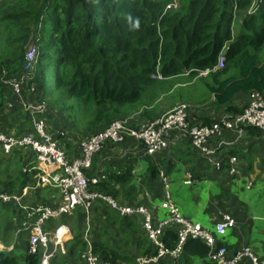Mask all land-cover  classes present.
Wrapping results in <instances>:
<instances>
[{"label": "trees", "instance_id": "obj_1", "mask_svg": "<svg viewBox=\"0 0 264 264\" xmlns=\"http://www.w3.org/2000/svg\"><path fill=\"white\" fill-rule=\"evenodd\" d=\"M170 1L0 0V21L3 20V62H0V76H5L3 83L5 78L23 72L25 46L31 38H39L37 92L34 98L45 100L49 109L54 107L50 99L56 103L64 102L67 98L78 101L83 112V117L79 118L84 121L83 125L81 120L77 130L79 133L88 128L93 135L103 131L115 119L138 116L141 110L138 114L133 111L139 105L145 101L146 106L153 107L160 85L180 75L208 78L206 86L230 116L243 112L248 105L239 108L233 103L241 92L261 91L264 94V59L261 57L264 50V0H177V7L165 11ZM221 52L225 54L224 66L213 70ZM49 55L55 59L54 79L51 82L47 81L45 72L46 64L49 65ZM206 69L211 70L205 76L200 75ZM157 73L162 78L154 77ZM1 84L0 82V110L11 97L9 89L4 84L2 88ZM23 87L22 93L27 96L31 86ZM16 102L17 100L14 101L15 107ZM75 106L77 105L73 104L65 108L68 117L65 115L66 119H62L65 121L61 125L64 129H68L70 125L74 127L73 123L78 118L72 116ZM124 108L126 111H123ZM7 115L5 111V124ZM58 121L53 123L54 127L60 126ZM194 121L197 120L192 122L195 123ZM216 121L223 125L221 119ZM68 122H71L70 125ZM133 123L135 119L129 124ZM214 123L215 121L207 120L202 124L212 126ZM243 128L247 130L246 133L232 147L247 134L260 135L262 139L263 132L259 127ZM27 130L22 123L16 134H26ZM212 138L213 136L209 137L208 141L211 142ZM186 141L193 146L191 138H186ZM136 144L144 149L142 144ZM105 145L106 143L104 148ZM66 148L68 150L70 146L67 145ZM193 148L201 154L194 146ZM64 152L67 153L66 150ZM201 156L204 157L202 154ZM36 160L32 147H14L7 158H3V153L0 152V180L3 175V184H0L3 188L14 192L10 194L19 196L21 187L36 172L29 171ZM228 163L225 161V167H228ZM11 164L19 168L10 173ZM166 165L168 169L172 163L168 161ZM236 170L238 173L233 175L240 173L238 168ZM98 175L101 176H98L100 179L97 183L89 180L88 191L110 196L120 205L144 206L147 195L143 190H135L138 186L137 174L132 168L107 169ZM166 176L165 169L160 170L153 162L150 164V180H158L164 187L168 186ZM237 183L245 188L244 183ZM10 212L14 218L23 214L24 210L13 201L7 204L0 202V221L3 219L0 222V240L6 247L13 240L11 235H16L14 229L10 231V225L14 224L15 219H10L7 224L5 221ZM71 213L63 215L70 224L73 240L67 243V253L56 252L50 264H84L78 258L85 248L81 238L84 236L87 216L91 223L88 227L94 237V250L102 260L112 264H135L140 255L159 254V249L144 226L142 214L123 216L105 199L92 201L88 212L80 205ZM224 214L233 218L229 212L222 213L214 228H206L197 223L215 236L217 246L227 247L228 254L226 253L225 258L230 260L245 247L236 249L231 255L229 247L220 240L219 237L238 227L236 223L224 235L218 234L216 225ZM33 220L29 218L23 224ZM234 220L236 222L235 218ZM180 234L174 222L164 227L160 235L164 248L169 252L175 250ZM25 248L27 252L22 256L17 249L0 251V264H39L42 254L30 253L29 242ZM209 252L210 247L205 240L189 237L178 258L167 253L156 264H165L167 259V264H198V260L208 256ZM258 257L256 256L260 261L264 258ZM246 260L243 257L238 264ZM249 262L248 260L247 264Z\"/></svg>", "mask_w": 264, "mask_h": 264}, {"label": "crops", "instance_id": "obj_2", "mask_svg": "<svg viewBox=\"0 0 264 264\" xmlns=\"http://www.w3.org/2000/svg\"><path fill=\"white\" fill-rule=\"evenodd\" d=\"M33 40L37 41L39 45V39L33 38ZM26 47L27 45L25 48ZM37 64L33 78L22 82L19 92H16L7 80L15 77L21 80V76L25 74V56L24 70L20 75L5 78L4 83L3 77L5 76H0L2 88L4 84L11 93L10 101L8 100L5 102L0 110V130L8 137L22 138L27 135L38 137L36 124L41 119L45 122L47 132L55 141L58 142L62 149L67 151V160L69 162L83 158L84 153L82 151L81 142L85 140L87 136H84L79 132H77V134L74 133V130L79 127L69 126L68 129H64L62 126L54 127L53 123L49 120L51 113L48 114L49 110L46 101L34 98L37 92ZM183 77L190 78L188 75H180L170 78L165 83L161 84L159 91L156 94L157 100H155V102L159 101L163 96H166L168 91L173 92L176 87L184 84L182 83ZM24 85L31 86L29 89V93L31 95L28 92L27 96L22 93ZM252 93L253 92H241L234 99L233 103L239 108L249 105L252 101ZM208 96H211V101L207 105L200 106L194 102L179 101L176 103L171 102L169 105H166L160 110H156L155 107L146 106L144 101V103L136 108V111H133V113L138 114V111L141 110V113H139L138 116L129 115L128 117L135 119V123H133V125H141L162 115L167 110L180 103H186L191 110L190 118L192 120H197L203 123L207 120L216 122V120L222 118L228 119L226 116L230 115L229 112L226 111L225 107L220 105L215 100L214 95L208 94ZM15 100H17L16 107L14 104ZM28 104H43L44 110L37 111L34 109H28ZM10 110H17L18 116L20 111L22 112L25 127L28 129L26 134H16V132H19L20 125H15L16 128L9 127V122L13 119ZM5 111L8 114L6 118L7 124L3 121V113ZM73 124L75 125V123ZM244 130V132L239 134L235 128L226 126L223 128V131L220 132L221 134L211 141V146H214L219 140L231 142V144L218 150V152L213 156L215 160L221 161L219 167H216L215 162L211 161L206 156H201L202 153L200 151L199 152L201 154L197 153L193 148L194 145L192 146L189 144L188 141H186V138L179 137V132H174L173 141H171L169 146L155 155H148L142 147L138 146L136 142L131 139H126L125 141L119 143L108 141L109 143L106 142V147H103L104 149L102 148V151L99 150L100 152L98 151V153H93L91 164L85 173L86 176L88 175L92 178L101 176L98 174L103 173L107 169L116 170L117 168H132L133 172L137 174L138 186L135 190L145 191L147 196L144 198L143 204L151 214L152 220L155 224H158L171 216H175L172 209L169 206H165V203L170 200H172L174 205L177 207L181 217L186 220L199 222L206 228H214L215 223L220 219L222 213L229 212L233 215V218L237 219L236 223L238 222V227L232 229L228 234L219 238L222 243L229 247L231 255L238 248L242 249L244 247H250L255 257H258V255L260 257H264V200H261V202L258 201L257 203V199H255L256 194L254 196L250 194V191L254 188L257 181L264 179V137L261 139L260 135L249 136L247 134L242 140L235 144L234 147H232V144L246 133L247 130ZM61 132H64L63 135ZM67 145L70 146L68 150L66 148ZM14 147L30 146L16 145ZM12 149L9 152L0 149V152L3 153V158H7V156L12 152ZM231 151L237 152L232 153ZM231 156L236 157V166L234 162L228 163L229 157ZM168 161L172 163V166L170 167L171 169H166V163ZM225 161L228 163V167H225ZM152 162L154 166H158L160 170L165 169L167 173V178L165 177V180L168 181V186L165 185L163 187L158 180L155 182L149 179V168ZM236 168L240 170V173L233 175L238 173ZM47 169L48 166L39 163L38 160H36L35 165L29 169L30 172L33 170L36 172L32 173L29 182L23 188L21 187L22 192L19 193V196H21L20 199L13 201L19 208H23L24 210L23 214L14 216L13 219H15V222L10 225V231L14 229L16 235H14V233L12 235L11 233L9 234L7 239L11 235L13 240L9 241L10 245L8 247H6L3 241L0 240V251L4 249L13 251L18 248L20 256H22L25 251L27 252L25 245H27L28 242L30 243V232L29 230L24 229L26 225H24L23 222L28 221V215L24 207L45 205L56 208L63 204V197L58 188L49 184H41L40 182V177L45 175ZM162 173L163 172H161V174ZM189 174L191 175L190 178ZM2 181L3 175L0 180L1 184H3ZM174 181H176L178 185L175 192H172L170 186L171 183H174ZM236 181L242 185L244 183L245 188H241L240 184ZM248 181L249 184L247 185ZM1 184L0 191L4 193H14L9 192L6 188H3V185ZM251 184L253 185L252 187ZM239 189L241 190L239 191ZM241 192H243L246 196H241ZM261 192L263 196L264 192ZM40 196H46L48 200H41ZM82 207L85 206L82 205ZM89 207H85L87 212ZM193 208H197L200 211V214L193 210ZM258 220H261L260 223H258ZM7 221H9V219ZM86 223L87 225L84 236L81 238L85 248L78 258L79 261L84 264L87 263L83 260L82 255L89 248L95 252L93 247L94 237L88 227L91 226L88 216ZM68 224L69 223L65 221L64 215L61 214L57 217L47 219L45 221V228L53 233L55 228L58 226L66 225L70 227V224ZM174 224L180 231L181 224L175 221ZM22 234L23 237H17V235ZM71 240H73V233L70 227V237L65 242L64 251L58 250L57 252L66 254L68 249L67 243ZM15 244L20 245V247L15 248ZM51 245L53 246V243H51ZM95 253L99 256L97 252ZM140 256L137 257L135 264H138V258ZM99 258L102 262H109L102 260L100 256ZM173 258L178 257L173 256ZM246 259L247 260L242 264H247L248 260L250 261V256H247ZM262 259L263 260L261 261H264V258ZM167 262L168 259L166 260V263ZM198 264H217V262L213 261L208 255L200 258L198 260Z\"/></svg>", "mask_w": 264, "mask_h": 264}, {"label": "built area", "instance_id": "obj_3", "mask_svg": "<svg viewBox=\"0 0 264 264\" xmlns=\"http://www.w3.org/2000/svg\"><path fill=\"white\" fill-rule=\"evenodd\" d=\"M175 7H177V0H171L166 5L165 11L174 9ZM39 53L37 41L31 39L26 47L25 74L21 76L22 81L17 77L7 80L16 92L20 91L22 82L33 78ZM224 61L225 54L221 52L218 63L213 70L222 68ZM210 70H203L200 72V75L205 76ZM154 77L162 78V75L157 73L154 74ZM27 108L43 111L44 105L28 104ZM190 111L186 103H180L162 115L141 125H130L131 117L115 119L103 131L93 134L91 138L81 142L84 157L76 159L73 162L67 160L64 150L47 132L45 122L41 119L36 124L38 137L30 135L22 138L8 137L0 130V149L9 152L16 145L32 147L37 155L38 162L48 166L45 175L40 177L41 184H49L58 188L63 197V204L56 208L45 205L24 207L27 210L28 219H34L31 223H25V229L30 232V253L42 254L40 264H50L51 258L58 250L64 251L65 242L70 237V227L66 225L58 226L52 233L45 228V221L63 213H71L80 205L89 207L95 199L107 200L112 208L119 211L123 216L133 214H142L144 216V226L149 233V237L159 249V254L156 256H140L138 264H155L167 253L178 256L189 237L205 240L210 247L209 257L219 264H238L243 257L247 256H250L249 264H264V261L257 259L248 247L236 252L232 259L227 260L225 258L227 253L225 245L217 246L216 238L211 232L202 228L199 223L181 217L172 200L165 203V206H169L175 216L154 224L152 216L146 207L142 205H120L110 196H104L99 192H91L87 189L89 180L97 183L100 178L98 176L89 178L86 176L85 169H88L90 166L93 153L101 150L107 140L119 143L126 139H131L142 144L145 153L153 155L165 150L171 141H173V133L179 132V137L191 138L194 147L211 161H214L216 167H219L221 161L215 160L213 156L218 150L231 144V142L219 140L214 146H211V142L208 141L209 137L213 136L212 140L215 139L226 126L235 128L239 134L245 131L243 126H256L262 130L264 137V94L261 91L252 93V101L243 112L236 114L234 117L227 115L228 119L222 118L223 125H220L217 121L212 126L202 124L199 121H194L195 123H193V120L190 118ZM63 133L61 132L62 135ZM229 160L230 163H235L236 157L231 156ZM190 177L191 175L189 174ZM20 197L0 191V202L10 203L19 200ZM174 221L181 224L180 241L177 248L169 252L164 248L160 235L162 229ZM235 224L234 218L228 214H224L222 220L216 225V232L224 235L229 229L234 228ZM51 243H53V246ZM82 258L87 264H111L109 262H102L91 248L82 255Z\"/></svg>", "mask_w": 264, "mask_h": 264}, {"label": "rangeland", "instance_id": "obj_4", "mask_svg": "<svg viewBox=\"0 0 264 264\" xmlns=\"http://www.w3.org/2000/svg\"><path fill=\"white\" fill-rule=\"evenodd\" d=\"M236 24L237 25L239 24V19L236 20ZM261 57L264 59V50L262 52ZM54 61H55L54 57L49 55V60H48L49 65L46 64V66H45V72H46L48 82H51L54 79ZM0 62H3V20L0 21ZM189 79L190 78L183 77L182 83H184V84H181V86L176 87L173 90V92L168 91L166 96H163L159 101L153 103L152 106L155 107L156 110H160V109L164 108L166 105H169L171 102L176 103L179 101L194 102L196 104H199L200 106L209 104L211 101V96H208V94L211 95V92L208 89V87L206 86V82L209 81V79L208 78H191L190 80ZM54 97H55V94L52 95V98H54ZM50 100L55 107L54 108L53 106H51L52 109L48 108L49 109L48 114L51 113V115L49 116V120L51 121V123H54L55 121L59 120L57 123H59L60 126L64 125L65 121H62V119H66V116L68 117V114L65 112L66 106H70V105L73 106V104H75L77 106L74 107V111H73L72 116H77L78 118L74 122L75 123L74 127H79L81 124V120H82V123L84 125L83 119L79 118V116L83 117V112H82V107L80 106V103L78 101H74L73 99L69 100V98H67V99H65L64 102L56 103L52 99H50ZM10 111H11V115L13 116V119L10 120V122H9L10 128H16L15 125H21L22 123H24L23 114L21 111H20L19 116L17 115V110H10ZM123 111H126V108H124ZM69 123H71V122H68V124ZM77 130H78V128H76L74 130L75 134H77ZM82 134L84 136H87L86 139H88V138H91L92 132H90L87 128L86 130H84L82 132ZM108 141L111 142L112 140H107L106 142H108ZM112 142H115V141H112ZM102 150H100V151H102ZM95 153H98V150L95 151L94 154ZM91 159H92V157H91ZM15 168H19V167L11 164L9 172L11 173L12 170ZM177 185H178V183L176 181H174L173 184L171 183L170 189L172 192H175ZM240 190L241 189H239V191ZM261 191L264 192V179L257 181L254 188L250 191L251 195L254 196L256 194L255 199H257L256 200L257 203H258V201L261 202V200H264V195L262 196ZM57 193L59 195L58 190H57ZM240 195L246 196L243 194V192H241ZM40 199L41 200H48L46 196H40ZM55 199H57V198H55ZM32 200H34V199H32ZM51 200H53V199H51ZM259 207H261V206H259ZM193 210H195L196 212H198L200 214V211L197 208H193ZM11 214H12V212L7 214V216L5 218L6 222L8 219L9 220L13 219V216H11ZM236 221H237V219H236ZM260 221L261 220H258V223H260ZM0 222H3V219H1ZM237 226H238V222H237ZM17 237L21 238V237H23V234L17 235ZM14 243H15V241H14ZM16 247H20V245L15 244V248ZM16 249L18 250V248H16ZM227 254H228V249H227ZM167 263H165V264H167Z\"/></svg>", "mask_w": 264, "mask_h": 264}]
</instances>
